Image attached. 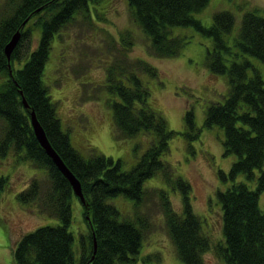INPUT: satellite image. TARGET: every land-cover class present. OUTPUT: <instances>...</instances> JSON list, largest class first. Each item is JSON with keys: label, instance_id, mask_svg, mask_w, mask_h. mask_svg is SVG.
I'll return each instance as SVG.
<instances>
[{"label": "trees", "instance_id": "trees-1", "mask_svg": "<svg viewBox=\"0 0 264 264\" xmlns=\"http://www.w3.org/2000/svg\"><path fill=\"white\" fill-rule=\"evenodd\" d=\"M126 1L132 20L149 39L151 52L157 57L176 56L186 43L183 37L172 34L173 27L192 26L212 38L213 47L207 51L205 63L212 73L227 75L229 91L222 103L208 106L204 126L221 127L224 154L237 156L229 169L233 183L218 192L223 241L215 247L226 264H264V209L259 207V194L264 191L261 168L264 163V80L244 56L248 54L264 62V17L257 9L246 11L239 25L234 27L233 14L221 10L213 14L212 24L205 27L193 14L203 10L209 0ZM89 2L98 3V0H0V156L6 157L10 151L23 152L22 159L44 170L45 181L32 178L17 194V200L22 204H35L39 214L60 220L58 225L39 226L24 234L13 251L15 264L137 262L148 226L138 217L121 218L109 200L122 196L137 205L150 194L157 195L160 201L178 258L184 264H203V254L210 249V240L202 231L199 216L192 211L191 186L181 176H174L169 164L162 159L169 150V140L177 131L169 129L164 117L148 106L149 92L138 76L141 70L156 75L153 66L138 59L134 64L139 70L132 64L123 66L118 62L107 69L106 89L119 98L108 103L114 136L126 139L144 133L150 138L147 148L130 169H123L121 159L114 161L101 153L83 157L71 146L68 134L61 128L49 87L42 79L44 67L55 34L66 29L77 14L87 19L91 17ZM17 30L20 36L8 60L4 47ZM130 37L129 31H123L120 41L123 44L128 39L131 45ZM225 55L231 56L229 65ZM124 76L127 85L121 80ZM31 111L53 149L81 185L85 203L79 202L87 234L80 235L78 260L73 250L74 236L68 230L72 199L78 197L34 136ZM185 119L190 131L184 135L193 140L199 135L193 112L188 111ZM256 169L260 170L258 176ZM239 175L255 181V188L251 189L244 180L237 181ZM153 177H161L168 185L175 184L181 190L182 214L174 211L164 189L144 186ZM6 182V177H0V196ZM153 257L160 260L154 254L146 255L142 261Z\"/></svg>", "mask_w": 264, "mask_h": 264}, {"label": "rangeland", "instance_id": "rangeland-1", "mask_svg": "<svg viewBox=\"0 0 264 264\" xmlns=\"http://www.w3.org/2000/svg\"><path fill=\"white\" fill-rule=\"evenodd\" d=\"M254 9L264 17V0H209L207 6L193 16L209 27L215 12L227 10L233 14L234 27H237L242 14ZM88 12L89 19L77 14L66 29L55 34L44 67L42 79L49 87L62 130L68 134L71 146L83 157L93 152L101 153L114 161L121 159L123 169H130L147 148L150 138L144 133L126 139L114 136L108 103L119 98L106 89L107 69L118 62L123 66L132 64L139 70L134 64L138 59L153 66L156 75L145 70L138 73L149 92L147 104L164 117L169 129L177 131L169 140V150L162 159L169 164L174 176H181L191 186L192 211L199 216L202 231L210 240V249L203 254V264H226L215 247L223 241L218 192L233 183L229 169L237 156L224 154L221 127L204 126L208 106L222 103L229 91L227 75L212 73L205 63L207 51L213 47L212 38L192 26L173 27L172 34L183 37L186 43L178 55L161 58L151 52L150 41L132 20L126 0L89 2ZM123 31L131 34V45L128 39L123 41L127 48L120 41ZM36 35L38 38V31ZM244 56L264 80V62L248 54ZM225 58L229 65L231 56L225 55ZM121 80L128 84L125 76ZM188 111L193 112L195 127L199 129L198 137L193 140L184 135L190 131L185 119ZM22 155L23 152L10 151L6 157L0 156V177L7 178L0 196V264H15L13 251L24 234L39 226L60 224L55 217L39 214L35 204H22L17 200V194L32 178L46 179L44 170L22 159ZM261 168L264 170V163ZM259 173L256 169L255 175ZM238 180L255 188V181L245 180L243 175H239ZM144 186L164 189L174 211L182 214L181 190L175 184L168 185L161 177H153ZM109 203L118 209L121 218L138 217L148 226L138 260L133 264H184L176 255L157 195L150 194L137 205L134 200L122 196L111 198ZM259 207L264 209V191L259 194ZM71 208L68 230L74 236L73 250L78 260L80 235L87 234V226L82 205L76 197L72 199ZM154 254L159 261L154 257L142 261L146 255Z\"/></svg>", "mask_w": 264, "mask_h": 264}, {"label": "water", "instance_id": "water-1", "mask_svg": "<svg viewBox=\"0 0 264 264\" xmlns=\"http://www.w3.org/2000/svg\"><path fill=\"white\" fill-rule=\"evenodd\" d=\"M20 33L17 30L12 37L10 38L9 42L4 47V52L6 54L7 59H10V54L16 45L18 39H19ZM24 106L27 107V103L23 99ZM30 123L33 129L34 136L36 137L38 143L40 146L45 150L46 154L51 158L53 163L56 165L58 170L62 173V175L68 180L72 191L75 196L78 197L79 201L84 204L85 198L83 196L81 185L79 180L75 177V175L69 170V168L65 165L59 154L53 149L51 146L49 140L47 139V136L38 122L34 111H31L30 113ZM96 243L94 240V251H95Z\"/></svg>", "mask_w": 264, "mask_h": 264}]
</instances>
